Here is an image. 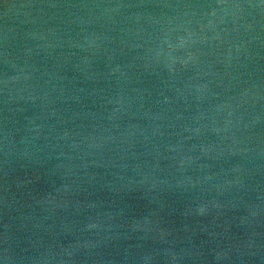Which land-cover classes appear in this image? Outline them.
Listing matches in <instances>:
<instances>
[{
    "label": "water",
    "instance_id": "water-1",
    "mask_svg": "<svg viewBox=\"0 0 264 264\" xmlns=\"http://www.w3.org/2000/svg\"><path fill=\"white\" fill-rule=\"evenodd\" d=\"M0 264H264V0H0Z\"/></svg>",
    "mask_w": 264,
    "mask_h": 264
}]
</instances>
